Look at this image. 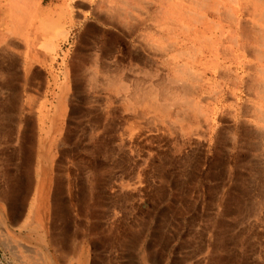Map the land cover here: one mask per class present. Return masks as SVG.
I'll use <instances>...</instances> for the list:
<instances>
[{
	"label": "rangeland",
	"instance_id": "1",
	"mask_svg": "<svg viewBox=\"0 0 264 264\" xmlns=\"http://www.w3.org/2000/svg\"><path fill=\"white\" fill-rule=\"evenodd\" d=\"M79 1L71 9L82 26L72 23L69 9L68 26L46 21V42L36 12L47 9L0 0L1 32L14 20L24 34L28 16L32 24L36 18L30 57L25 61V40L15 38L22 49L12 55L20 64L0 94V264H264V63L252 54L262 47L250 31L231 27L224 45L235 53L236 41L240 55L218 74L215 58L198 42L178 56V40L187 36L163 30L165 1ZM225 2L243 9L240 0ZM243 24L264 31L257 16L246 15ZM38 51L51 56L52 77L36 93ZM178 66L198 77L194 88L206 83L192 98L209 120L179 124L174 112L160 117L135 103L171 84ZM106 76H124L123 90ZM65 82L60 124L51 125ZM28 93L30 131L23 113ZM12 100L16 124L7 117ZM95 108L98 118L91 119Z\"/></svg>",
	"mask_w": 264,
	"mask_h": 264
},
{
	"label": "bare ground",
	"instance_id": "2",
	"mask_svg": "<svg viewBox=\"0 0 264 264\" xmlns=\"http://www.w3.org/2000/svg\"><path fill=\"white\" fill-rule=\"evenodd\" d=\"M163 1L166 2V5L168 7L167 9H165L166 11H165L163 30L166 31L168 34L174 35V33L179 32L180 36H187V37H185V40L184 39L181 40L179 38L178 43L176 45V47L179 48L178 50H180V51L182 50L184 52L185 49L193 48V47H191L192 44H196L198 42L199 44H201L203 46V51H204V48H206L207 53L213 55V57L215 58L214 64H213V71L218 73V71L220 72V70L224 67L225 62L227 60L233 61L240 55V46H238L239 44H237L236 41H235L234 45L236 47H238L237 48L238 50L237 49L234 50L235 53H232V52L230 53V51L227 50L225 45H224V41L226 40L224 38L225 33H227L228 29H231V27H232V28H235L237 31H239L240 34L247 33L246 31H250L252 33L253 39H254L255 43L257 44V46L262 47L261 50L255 48L252 51V54L254 55V57H256V59L259 62L264 63V31L262 32V28L261 29H255V27L251 28L249 30V28L243 24V19L247 15L249 17L257 16L259 22H261L264 25V0H253V1L251 0L252 2L249 0H247V2L245 0H240V7H241V5L243 7V9L240 8V13L238 12V8H235L234 6H233V8H226L225 7L226 6L225 0H163ZM234 1L236 3V0H234ZM244 2H245V5L242 4ZM235 6H236V4H235ZM38 8L39 7H37V9ZM195 9H197V10H195ZM40 10L41 11L36 12V17L37 18L40 17L43 20V23L42 24L39 23L38 24L39 26H37L36 29L38 30V32L41 33V35H39V36H41L40 38L44 39L47 42V39L49 37L47 35L48 24L46 23V21L47 20L49 21V19H48L49 14H48L47 10H42V9H40ZM19 12H20V10H19ZM32 12H34V11H32ZM199 12H203V14H198ZM207 12H208V14L210 12L214 17L217 18V20L213 21L210 19V17L208 18ZM21 13H22V11L20 12V14ZM156 13H159V11L157 10ZM237 14H239V16ZM10 15H11V13H10ZM34 16H35V12H34L32 19L34 18ZM116 16H118V15H116ZM121 16H119V17H121ZM28 17H29L28 26H27V29L24 32V34L23 33L20 34L18 32L19 30L13 24L14 20L13 21L11 20V23H9V25L6 22L7 25L5 24L6 25L5 30H3L2 32L0 29V50L1 51L5 50V53H3V58H1L2 61L0 62V94H3V92H2L3 88H6L8 86V84L5 85V77H6L7 73L10 74L9 75L10 79L14 78L13 72H15L16 67L20 64V60L18 59V57L16 58V57H14V55H12L13 52H15V51L17 52V50L22 49L20 44L16 42V41H19L20 38H22V40H25L24 44L26 46L25 49L27 50V52L25 53L26 56H24L25 61H26L28 56L30 57L29 52H28L30 42H31L30 36H31L32 31H33V25L36 26V18L34 20V24H32V23H30V21H32L30 16H28ZM111 18H112V16H111ZM40 22H41V20H40ZM72 23H73V21H72ZM224 24H227V25H224ZM197 27L199 29H197ZM21 31H22V29H21ZM15 38H19V39H15ZM202 41L205 43L202 44ZM170 47H172V46H170ZM167 49H169V47H167V48L165 47L163 49V51L168 52ZM180 51H179V53L177 52L179 57L183 56V52L181 51V53H180ZM228 56L230 58H228ZM202 57H205L204 52L202 53ZM3 60H7V65H8L7 68L1 67V63L3 62ZM205 63H208V62H205ZM25 65H26V63H25ZM178 65H179V63H178ZM2 66H3V64H2ZM24 67H25V70H27V76H28L30 68H26V66H24ZM231 67H232V65H231ZM176 68H178L176 71L177 77L174 80H172L171 84L169 83L168 86L167 85L163 86L161 88V90H158V91L155 90L153 87L152 90L146 92L145 95L143 94L144 96H142V97L139 96L138 99L135 100L136 101L135 103H137V102L143 103V106H147L149 108V110L151 111V113H154L156 116H160V117H168L169 115H171V113L174 112L175 118H176L175 120L179 124L187 123V122L192 123L193 121H198V119H202V118L203 119L206 118L207 120H209L210 117L208 116V114H205L203 112L202 108L200 106H198L197 101H195V99L192 98L194 93H196V95L199 96L198 94L200 93V90L205 89L206 83L204 86L201 85V83H200L199 87H195L196 88L195 89L193 86V83L194 82H200V80H198L197 76L191 75V72H193V71H191V69L189 67H186V66H178ZM220 75H221L220 77L225 76L224 73H222ZM106 77L108 79H105V80L107 81V83L111 87H114V90L116 89V91H120V92L123 90V85H122L121 81H122L124 76L119 77V78H117V76H115V77H113L114 78L113 80L109 79V76H106ZM67 78H68V75H67ZM12 81L13 80H10L11 83L9 84L11 87L14 85ZM116 83H120V84L116 85ZM108 84H107V86H109ZM61 86L62 87L60 89L63 90V93L59 96L58 104H56V107H55L53 114L50 115L49 122L51 125L60 124L59 112H61V109H62L60 107H62L61 106L62 104L66 105L65 102H66V94L68 92V86L66 85V82L64 84L62 83ZM11 90H12V99H13L15 97V94H14L13 88H11ZM145 90H147V89H145ZM260 90L264 94V86H261ZM26 96L29 97V98H27V100H24L25 103L28 105V108L26 110L24 109L23 113H24V118H26V126H25L26 130L30 131L31 127H32V121L34 118L32 112H31L32 99L29 96V93ZM9 105H10V110H9V115L7 117H9V119L13 121L12 123L16 124L14 119L16 118L17 111L15 112L14 100H12V102H10ZM48 108H50V107H48ZM133 110L136 111V108H133ZM43 112L41 113V110H40L38 113L39 115L37 117V119H38V121H37V129L38 130L37 131H39L40 134L46 132V120H45V115L43 114ZM20 114H21V112H20ZM41 117H43V118H41ZM10 120H8V122ZM167 120H168V118H167ZM17 124H18V122H17ZM24 125H25V123H24ZM14 128L17 129L16 127H14ZM23 129H24V127H23ZM29 148H31V146ZM28 152H29V150H28ZM37 155H38V163L37 164L40 165L42 160H43L41 151L39 152V154L37 153ZM32 211H33V208H32ZM35 226H37V225H35ZM45 262H47V261H45Z\"/></svg>",
	"mask_w": 264,
	"mask_h": 264
},
{
	"label": "crops",
	"instance_id": "3",
	"mask_svg": "<svg viewBox=\"0 0 264 264\" xmlns=\"http://www.w3.org/2000/svg\"><path fill=\"white\" fill-rule=\"evenodd\" d=\"M17 1L18 3H25V5L27 7H40V8H45L47 9V11H49V13H51L49 15V22L52 24V25H56L57 24H60V25H63V26H68L69 24V15L70 13L73 14V17H74V21L73 23L76 25V27L78 28V26L80 27L79 24H83L84 20L82 19V16H77L76 15V11H72L71 8H75L77 6V3L76 1L78 0H15ZM81 1V0H80ZM79 1V2H80ZM69 9H70V13H69ZM62 11L64 10L62 13L61 16L58 17V11ZM75 12V13H73ZM80 17L81 19V23H77L78 22V18ZM92 19V22L96 23V24H100V20L99 18H95V17H91ZM76 28V29H77ZM54 30H52L51 32L53 33ZM55 33V32H54ZM38 61H36L32 67L33 70H34V73H35V76L36 78L33 79L34 80V85H35V91L36 93L40 92V90H45V85L47 84H50L51 83V77H52V74H51V70H50V67H51V63H50V55L49 54H46V53H42L40 51L36 52L35 53ZM98 108H95L94 111H91V114H97L98 111ZM99 115V114H98ZM98 115L96 116H93L91 115V119H94V118H98ZM86 121L85 122H88L89 119L88 117L85 118Z\"/></svg>",
	"mask_w": 264,
	"mask_h": 264
}]
</instances>
